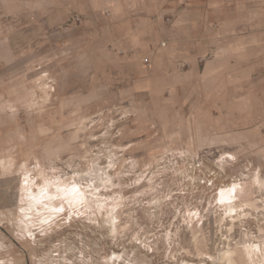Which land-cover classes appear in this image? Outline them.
Returning a JSON list of instances; mask_svg holds the SVG:
<instances>
[{
  "label": "rangeland",
  "instance_id": "374dc122",
  "mask_svg": "<svg viewBox=\"0 0 264 264\" xmlns=\"http://www.w3.org/2000/svg\"><path fill=\"white\" fill-rule=\"evenodd\" d=\"M1 36L0 264H264L262 134L191 116V92L91 98Z\"/></svg>",
  "mask_w": 264,
  "mask_h": 264
},
{
  "label": "crops",
  "instance_id": "0c3cea01",
  "mask_svg": "<svg viewBox=\"0 0 264 264\" xmlns=\"http://www.w3.org/2000/svg\"><path fill=\"white\" fill-rule=\"evenodd\" d=\"M1 2L3 43L25 67L86 80L91 98L191 92V116H219L247 145L264 136V0Z\"/></svg>",
  "mask_w": 264,
  "mask_h": 264
},
{
  "label": "bare ground",
  "instance_id": "6f19581e",
  "mask_svg": "<svg viewBox=\"0 0 264 264\" xmlns=\"http://www.w3.org/2000/svg\"><path fill=\"white\" fill-rule=\"evenodd\" d=\"M39 72V71H38ZM36 74V73H35ZM42 75H44V74H42ZM42 75H40V76H42ZM39 76V75H38ZM33 78V77H32ZM46 78V77H45ZM32 80V79H31ZM39 82L41 83V81L39 80ZM42 82H43V79H42ZM39 83V84H40ZM46 83V82H45ZM37 84V83H36ZM33 87V86H32ZM38 89H41V88H38ZM45 90V89H44ZM43 91V90H42ZM44 96V95H43ZM43 101V100H42ZM259 178V177H258ZM259 186H262L263 185V182H262V179L260 180H258L257 182H256ZM58 185V184H57ZM57 187V186H56ZM59 187V186H58ZM60 189H61V187H60ZM42 192V191H41ZM49 192V191H48ZM46 196H47V193H46ZM40 200V199H39ZM38 200V201H39ZM45 200V199H44ZM37 201V202H38ZM41 201V200H40ZM33 202V201H32ZM250 202V201H249ZM249 202H247V205L248 206H252L253 208H257L256 206H253L251 203H249ZM253 203V202H252ZM255 203V202H254ZM242 205V204H241ZM241 205H239V206H241ZM229 211H231V208H229ZM225 218V217H224ZM223 218V219H224ZM233 226H234V224H233ZM241 249V251H239V252H241L242 254H246V255H250V252H251V250L253 249V246H249V247H243V248H240ZM220 260H221V263H224L225 261H227V263L228 264H239L238 263V259H237V255H236V253H235V251L233 250V249H231V250H228L226 253L224 252L222 255H221V258H220Z\"/></svg>",
  "mask_w": 264,
  "mask_h": 264
}]
</instances>
